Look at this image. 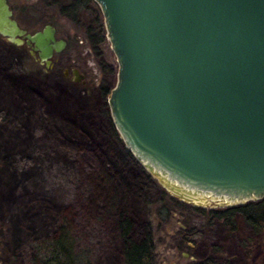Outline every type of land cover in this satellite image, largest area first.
<instances>
[{
  "label": "rangeland",
  "instance_id": "rangeland-1",
  "mask_svg": "<svg viewBox=\"0 0 264 264\" xmlns=\"http://www.w3.org/2000/svg\"><path fill=\"white\" fill-rule=\"evenodd\" d=\"M68 1L10 0L24 29L33 32L53 20L57 35L68 41L51 67L27 45L0 36V264H34L33 244L62 224L79 264H124L119 210L132 222V238L151 232L156 264H186L207 254L217 264H264V233L239 220L235 231L217 219L207 226L210 209L222 207L162 210L167 191L153 178L137 193L139 163L122 168L118 161L121 148L107 136V97L99 89L114 85L116 58L103 26L98 50L114 71L106 80L86 35L95 16L103 25L101 12L92 2L73 19L60 13ZM69 68L83 78L74 80ZM190 230L201 232L188 235L190 248L179 246ZM210 245L220 251L210 252Z\"/></svg>",
  "mask_w": 264,
  "mask_h": 264
},
{
  "label": "water",
  "instance_id": "water-1",
  "mask_svg": "<svg viewBox=\"0 0 264 264\" xmlns=\"http://www.w3.org/2000/svg\"><path fill=\"white\" fill-rule=\"evenodd\" d=\"M92 1L117 62L110 117L140 166L192 206L264 198V0ZM0 36L46 68L66 47L51 23L24 29L7 0Z\"/></svg>",
  "mask_w": 264,
  "mask_h": 264
},
{
  "label": "trees",
  "instance_id": "trees-1",
  "mask_svg": "<svg viewBox=\"0 0 264 264\" xmlns=\"http://www.w3.org/2000/svg\"><path fill=\"white\" fill-rule=\"evenodd\" d=\"M92 0H69L67 4L62 5L60 8V13L64 15H69L73 19H78L81 12L84 11L92 3ZM52 25H56L55 21H50ZM87 26L86 35L90 40L91 46L95 51L96 55L99 57V64L102 72L105 75V79L112 75L114 71L112 68L105 63L101 54L98 50V45L103 38V25L100 21L99 15L95 16L94 20ZM57 31V29H56ZM106 79V80H107ZM102 94L107 97L110 91L107 82L106 85H101L99 88ZM105 120L107 123V136L109 139L113 140L120 146L121 151L115 153L118 161L122 163V168L128 164L138 162L134 159L129 150H127L122 144L119 134L117 133L111 117L109 110L105 111ZM119 164V163H118ZM139 165L140 172L139 175L134 176L133 181L137 185L136 190L139 194L141 189L146 185L150 184L152 177ZM118 166V165H117ZM120 179L124 178V172L122 169L119 170ZM166 194L165 205L162 206V210L170 211L176 210L183 213L184 208L178 207L179 204L186 206L188 203L182 202L177 198L171 196L168 192ZM188 206V205H187ZM117 230L120 237L124 241L123 247V260L124 264H156V254L154 251L153 237L151 232L148 230L144 235L138 239L131 237L132 222L127 217V215L119 210L117 213ZM239 218V219H238ZM213 219L219 220L226 228L230 231H235L237 229L238 220L243 224L249 226L255 233L262 234L264 228V198L257 201L246 202L242 205L223 207L221 209H210L207 216V226L211 224ZM198 230H190L182 233L180 244L181 247L186 246L190 248L187 244V237L193 233H200ZM74 240L70 235L68 227L65 225H60L56 232L40 241L33 244L34 247V264H79V256L74 251ZM210 252H219L220 248L210 245ZM186 264H217L215 259L211 254H207L202 258L190 259Z\"/></svg>",
  "mask_w": 264,
  "mask_h": 264
},
{
  "label": "flooded vegetation",
  "instance_id": "flooded-vegetation-1",
  "mask_svg": "<svg viewBox=\"0 0 264 264\" xmlns=\"http://www.w3.org/2000/svg\"><path fill=\"white\" fill-rule=\"evenodd\" d=\"M7 2H8V4H9V7L12 9V12H13V14H16L15 13V6H13V4H12V2H10V0H7ZM57 38H61V37H59L58 35H57ZM62 39H64V38H62ZM64 40H66V39H64ZM68 44V41L66 40V45ZM74 68H69V69H67L66 70V74H68V73H72L73 74V72H72V70H73ZM82 79V78H81Z\"/></svg>",
  "mask_w": 264,
  "mask_h": 264
}]
</instances>
